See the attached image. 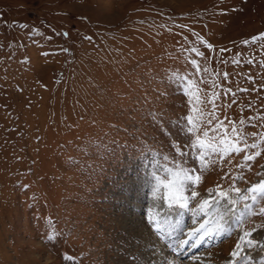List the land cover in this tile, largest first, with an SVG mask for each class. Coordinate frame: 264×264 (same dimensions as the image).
Masks as SVG:
<instances>
[{"label": "rangeland", "instance_id": "obj_1", "mask_svg": "<svg viewBox=\"0 0 264 264\" xmlns=\"http://www.w3.org/2000/svg\"><path fill=\"white\" fill-rule=\"evenodd\" d=\"M261 33L264 0H0V264L176 261L151 226L178 211L164 187L173 173L196 168L205 197L219 187L237 198L264 181V142L248 150L260 151L250 170L233 152L204 171L191 147L197 136L218 143L215 131L203 137L206 120L230 142L264 133ZM188 117L199 132L186 130ZM233 207L249 222L190 260L228 264L249 251L231 256L264 223L248 216L264 198ZM248 238L264 241V229ZM262 257L252 251L248 264Z\"/></svg>", "mask_w": 264, "mask_h": 264}, {"label": "snow or ice", "instance_id": "obj_2", "mask_svg": "<svg viewBox=\"0 0 264 264\" xmlns=\"http://www.w3.org/2000/svg\"><path fill=\"white\" fill-rule=\"evenodd\" d=\"M24 27V26H22ZM67 35V33H65ZM260 38H264V33L259 34ZM90 39V38H89ZM252 42L257 40V37H252ZM245 45L249 44V41H244ZM209 49H211L212 45H207ZM193 52H197V54L203 57V53L198 52L197 49L193 48ZM221 51H226L225 49H221ZM49 53H45L48 55ZM190 63L196 69V72H200V65L197 60H191ZM238 63V61H237ZM205 72L208 71L207 68L204 69ZM227 76V74H225ZM246 91V90H245ZM163 95V93L161 94ZM189 121V123L185 126L186 130L189 133L199 132L200 129L191 123V117L185 118ZM215 119V116H213ZM253 118H250V120ZM208 127H205L202 131L203 137H209L210 131H215L217 133L216 136H213L212 141H218V143L210 142L207 146L204 144L203 140H200L199 136H197V143L191 145L193 149L199 145V153H193L192 159L197 163V165L204 171H207L206 160H211L212 164H216L217 160L211 159L213 155L219 157L220 161L224 159L226 156H230L231 153L235 152L236 154H240L241 152H245L244 160L241 164L237 165L238 168L247 167L250 170V165L247 164L248 161H254L255 157L260 155V151L250 152V149H259L260 143L264 142V133H251L244 134L243 132L237 134V139L234 142L227 141L225 139H220L219 129L221 128V123L217 122L216 126L213 128L212 120H206L205 122ZM244 121H241L243 125ZM233 133H236V129L233 128ZM225 135L227 133L225 132ZM248 135L256 136L257 140L251 144L248 141ZM242 144L243 146H240ZM176 147L177 155L184 157V163L188 162V152L181 151L178 145H174ZM188 146L186 145L185 148ZM164 159H167L165 157ZM231 163V160L228 161ZM166 173H170L171 169H164ZM173 180L168 184L164 185L167 188V202L168 207L175 208L178 210V215L182 216L185 211L191 214L192 217L196 219H200L201 217H207L199 223L198 227H193L192 231L187 233L189 239H176L175 245L176 250H179L183 246L193 247L196 246L199 242L203 244L206 239H214L215 236L221 235H232V225L231 221L235 218L237 219L238 225L242 228L244 224L248 223V220L243 219L242 215L239 214L233 206H235L239 201H256L258 198H264V181L253 185L251 188L244 189L245 195H238L237 198H229L228 193L225 191L219 190L217 188L216 195H212V190L209 189V195L207 197L201 196V193L197 191V185L201 182V175L197 174L196 168H185L182 173H173ZM236 179L244 180L243 175L238 177H233V181ZM161 183H163L161 181ZM233 190L239 194L241 193L240 188H236L233 184ZM156 192L160 191V184H158L155 188ZM188 195H185V193ZM250 194V195H249ZM200 197V199H197ZM194 202V207H189V203ZM247 208L248 205L245 204ZM260 215L264 216V208L252 209L248 212V216L252 215ZM166 227L161 230L157 228L156 234L158 237L163 238L165 243L167 244L168 237L172 236L176 231H180L183 234V230L180 228L179 221H176L175 225L167 222L165 219ZM171 229V231H169ZM258 229H264V223H261L257 227L252 228L250 231H244L240 237L236 245V249H234L231 253L233 258L237 257L240 252H243V249L246 247L249 249L247 253H245L239 261L232 260L229 261L228 264H248L251 260V252L259 251L264 252V241H256L254 239L248 238L251 237L253 232H256ZM248 238V239H246ZM154 251V250H153ZM195 259V257H193ZM125 264H133L131 261H126ZM148 264H151V261H148ZM255 264H264V257L260 260L255 261Z\"/></svg>", "mask_w": 264, "mask_h": 264}, {"label": "bare ground", "instance_id": "obj_3", "mask_svg": "<svg viewBox=\"0 0 264 264\" xmlns=\"http://www.w3.org/2000/svg\"><path fill=\"white\" fill-rule=\"evenodd\" d=\"M138 222V221H137ZM140 226V225H139ZM198 226H199V224H198ZM198 226H196V227H198ZM140 228V227H139ZM133 229V228H132ZM141 229V228H140ZM190 231H192V229H188L187 231H186V235L184 236V238H182V239H189V237L187 236V233L188 232H190ZM137 232V231H136ZM141 232H143L142 230L140 231V230H138V232L137 233H140V235H141ZM138 235V234H137ZM144 235V234H143ZM149 235V234H148ZM174 237H175V235H173ZM173 236H170L169 238H168V242H169V245H170V247H172V248H174L175 249V254H180V256H178L177 257V260L175 261V260H173V262H172V264H207V262L206 261H204L203 260V258L202 257H199V259H196L195 261L193 260V259H189V258H193V256H194V252L196 251V249L197 248H200L201 246H203L202 244H200L199 242L197 243V245L196 246H193V247H188V246H183V247H181V249H180V251L179 250H176V245H175V241H176V237H175V239L173 238ZM145 237V236H144ZM216 237H218V236H215V238ZM144 239V238H143ZM209 240H211V239H206V241L203 243V244H205V243H207V242H209ZM150 244H151V242H150ZM151 246V245H150ZM197 247V248H196ZM185 254H186V256H188L189 254L191 255V256H189V257H187L186 259H184V260H180V258H182V256H185ZM169 255V254H168ZM173 257V256H172ZM189 259V260H188ZM185 260H188V261H185ZM172 261V260H171ZM171 261H169V264H171L170 262ZM183 261H185V262H183Z\"/></svg>", "mask_w": 264, "mask_h": 264}]
</instances>
